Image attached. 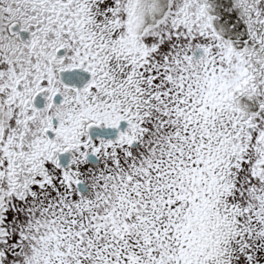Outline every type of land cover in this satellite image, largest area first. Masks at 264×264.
<instances>
[{"label":"snow or ice","instance_id":"snow-or-ice-1","mask_svg":"<svg viewBox=\"0 0 264 264\" xmlns=\"http://www.w3.org/2000/svg\"><path fill=\"white\" fill-rule=\"evenodd\" d=\"M0 264H264V0H0Z\"/></svg>","mask_w":264,"mask_h":264}]
</instances>
